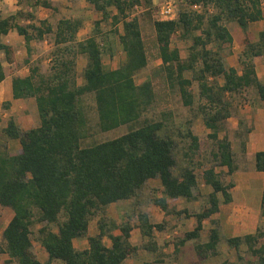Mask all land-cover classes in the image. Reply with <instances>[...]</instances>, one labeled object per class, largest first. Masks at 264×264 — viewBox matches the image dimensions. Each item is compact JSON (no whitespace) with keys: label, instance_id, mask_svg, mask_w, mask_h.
Here are the masks:
<instances>
[{"label":"trees","instance_id":"obj_1","mask_svg":"<svg viewBox=\"0 0 264 264\" xmlns=\"http://www.w3.org/2000/svg\"><path fill=\"white\" fill-rule=\"evenodd\" d=\"M87 1L101 17L84 39L78 38L84 24L82 17H61L56 23L47 18L38 20L37 6L56 10L51 0H36L28 10L9 16L0 12V51L7 63L0 60V82L15 72L17 63L16 48L3 42V36L15 30L24 38L25 63L29 64L33 42L49 35L53 39L48 72L31 65L28 75L12 77L13 97L34 98L40 123L22 129L17 119L10 116L7 125L0 129L7 139H18L21 144L20 151L12 153L7 143L0 141V207H10L14 213L2 232L0 253L8 254V263L17 264H124L144 248L157 256L155 263H165L169 254L164 247L171 243L164 239L160 245L155 232H167V217L183 213L194 216L196 225L178 238L174 252L179 254L188 241L198 240L209 219L213 224L209 239L196 243L195 248L199 256L207 251L215 253L222 235L220 221L213 215L220 211L222 203L233 201L231 190L235 186L233 181L223 180V169L218 167L227 168L229 175L239 170L225 124L234 114L233 95L254 88L264 100V80L259 78L255 64L257 58L264 60V29L256 41L245 38L239 56L241 69L227 65L223 48L234 42L229 22L238 23L248 32L252 23L264 19L262 0H184L187 4L173 19L156 17L153 0ZM196 2L204 5L202 12L189 7ZM208 6L214 11L209 12ZM136 7L142 8L139 14H134ZM104 22L110 24L109 31L102 26ZM178 32L183 39L192 38L186 58L172 45ZM116 35L125 60L118 67L109 68L104 64V55L113 56ZM80 57L86 59L81 71ZM156 59L161 60L160 65L148 79L138 83L136 76ZM187 72H191L190 77ZM194 83L198 85L197 95L192 88ZM176 90L185 106L197 105V115L210 130L208 138L215 148L214 164L202 173L204 185L211 187L208 203L195 213L186 208L171 210L168 199L196 200L201 196L196 173L204 165L197 159L201 136L191 127L186 132L180 130V135L189 140L183 153L187 164L175 175L177 141L169 129L172 112L162 110L158 120L145 116L154 105L169 106ZM89 94L94 95L102 131L124 125L130 129L114 138L83 144L89 121L83 98ZM10 104L3 103L5 108ZM239 124L243 126V121ZM249 132L241 128L235 131L244 153ZM255 168L264 171V150L256 152ZM152 178L161 182V195L152 201L164 211L162 221H153L145 211L138 213L137 225L129 218L118 223L108 217L109 206L137 198L139 190ZM98 216L99 232L90 236V222ZM261 216L264 217V191ZM37 225L40 227L36 232ZM135 227L145 239L142 247L132 242ZM85 236L89 247L78 249L74 240ZM106 237L111 240L110 246ZM36 240L49 254L45 262L35 252ZM227 242L238 251L246 244L257 257L255 264H264L261 226L255 233L228 237Z\"/></svg>","mask_w":264,"mask_h":264},{"label":"rangeland","instance_id":"obj_2","mask_svg":"<svg viewBox=\"0 0 264 264\" xmlns=\"http://www.w3.org/2000/svg\"><path fill=\"white\" fill-rule=\"evenodd\" d=\"M36 0H0V12L4 16H9L16 13L18 10L26 11L30 8V5ZM56 10L53 8H45L43 6H37L35 11L37 12L38 20L47 18L51 22L56 23L61 17H82L84 19V24L81 28L79 39H84L89 36L94 28L95 20L101 17V14L97 12L93 6L87 0H51ZM168 0H153L154 15L156 17L163 18L161 13V7ZM177 10L183 8L187 2L184 0H175ZM264 9V0H262ZM193 9L191 6H189ZM207 10V9H206ZM209 12H213L214 8L208 9ZM142 11L141 7H136L134 14H139ZM106 31L110 30V24L104 22L102 24ZM121 27V26H120ZM228 27L234 37V42L231 45H225L223 48V54L226 57L234 54L238 57V68L241 69L239 63V56L244 48V41L246 37L251 40L256 41L259 38V33L264 29V19L259 22H254L250 25L248 32H244L241 27L236 22H229ZM122 30V27L120 28ZM7 39L11 43L16 44L17 50H22L18 54L19 58L22 59L23 54L27 53L25 50V44L20 42V35L14 31ZM150 33V38L151 37ZM155 36V32H154ZM192 44V38L183 39L180 36V32L172 39V45L180 49L181 54L186 58L189 54V47ZM20 45V47H18ZM34 52L32 57L31 65H39L42 72H48L50 69V56L53 51V39L51 36H47L45 40L34 41ZM152 45V43H151ZM150 45V46H151ZM25 47V48H24ZM114 53L111 56L109 53L104 55V64L106 67L115 68L118 67L125 60V52L119 41L118 36L114 37ZM152 48V47H151ZM149 50V49H148ZM155 53V51H154ZM0 59L5 61V55L3 51H0ZM236 59V58H235ZM86 59L80 57L78 59V69L81 71L84 67ZM161 63L160 59L152 61L148 67L142 70L137 76L136 80L141 83L148 79L151 75V71L156 69ZM7 64V63H6ZM187 76H191V72L186 73ZM194 93H198V85L194 83L192 86ZM254 88H248L240 94L233 95L232 101L234 103V113L239 114V120L243 121L242 130L248 129L246 125V118H242L240 115L241 110L245 108L246 102L254 94H256ZM83 104L88 115V136L83 140V144L88 145L93 142L103 141L110 138L119 136L127 132L130 127L128 125L121 126L111 131H102L98 125V114L96 109L95 98L93 94L86 95L83 98ZM19 108V107H18ZM170 110L173 117L169 120V129L172 135L176 138L177 145L175 148V156L177 159V166L174 168L175 175H179L181 167L187 164V159L184 157V151L186 150L189 140L183 138L180 135V130L186 132V130L191 127L195 133L201 136V154L197 156V159L203 161L204 165L196 169V173L199 178V189L201 190V196L196 200H187L183 197L170 199V209L171 210H183L188 209L191 213L201 211L204 206L208 203V194L211 191V187L204 185L202 180L203 169L214 164L212 151L215 150L213 142L208 138L209 129L203 124L201 116L197 115V105L190 107L183 104L180 93L176 90L173 91L171 97V103L167 107H159L158 104L154 105L146 113L147 118L158 120L161 118L162 110ZM38 111V110H37ZM39 118V115H38ZM38 118L31 123L34 124L38 122ZM245 119V120H244ZM40 121V118H39ZM40 122H38L39 124ZM234 123V122H233ZM23 124V122H22ZM231 122L229 120L226 122V130L230 129ZM29 126V125H28ZM232 131V130H231ZM231 139L234 143V150L237 154V161L239 164V170L233 175H229L227 168L218 167V169H223V180L225 182L233 181L235 182V177L246 176L247 172L255 169V155L249 153V156L241 150L239 138L236 137L235 131L230 132ZM0 141L7 142L8 139L3 135L0 130ZM261 179V178H259ZM251 182L250 184H238V186L232 190L234 198L231 203L221 204L220 211L213 215L220 221V232L222 239L217 246L216 252L207 251L204 256H199L197 254L195 245L196 243H204L209 239L210 229L213 224L209 219L204 222V230L198 240H190L186 243L179 254L174 252V243L178 238L182 237L184 233L191 230L196 225V218L194 216L187 217L186 214H173L169 215L167 218L169 220L167 232H158L156 238L161 240L168 239L170 241V253L166 257L165 263H155L156 255L148 252L144 248L135 254L131 260L130 264H220L222 262H227L228 264H255L257 257L253 256L252 252L248 249L246 244L240 246V250H236L233 246H230L227 242V238L231 236L242 235L248 231L256 232L257 227L261 226L264 229V217L261 216V201L262 196L260 188L263 184L260 180ZM161 195V182L159 178H152L146 182V184L138 192L137 198H132L127 201H122L118 203H113L107 209V215L110 218L115 219L120 223L123 219H131L134 225L138 224V213L140 211L148 212L151 215L153 221H161L162 214L159 206L155 205L152 201L153 198L159 197ZM1 218H0V244L2 240V224L8 219V212L4 208L0 207ZM99 216L95 217L90 222L89 232L94 233L99 231L98 229ZM35 231L37 232L38 227L36 226ZM140 230H134V241H140ZM140 233V234H139ZM37 234V233H36ZM39 241H35L34 249L38 256H40V244ZM105 242L111 244V240L106 237ZM263 241L260 242V244ZM259 244V245H260ZM142 247V245H141ZM196 251V253H195ZM6 254L0 253V264H17L16 262L8 263L5 258Z\"/></svg>","mask_w":264,"mask_h":264},{"label":"crops","instance_id":"obj_3","mask_svg":"<svg viewBox=\"0 0 264 264\" xmlns=\"http://www.w3.org/2000/svg\"><path fill=\"white\" fill-rule=\"evenodd\" d=\"M36 14H37V12H36ZM43 19H46V18H43ZM260 21H262V20H260ZM14 31L15 30H12L9 34L3 36L2 40H3V42H6V43L13 45L17 50L18 48H17L16 44L11 43L9 41V39H7L10 35H13L12 33ZM79 34H80V32H79ZM79 34H78V38H79ZM21 37L22 36L20 35V38ZM20 40H21L20 42L25 44L24 38H21ZM18 47H20V45H18ZM21 51L22 50L16 51L17 63H16L15 72H13V74L7 75V77L2 82H0V129H3L7 125L10 116H14L17 119V121L21 125L22 129H29L31 127L37 126V125H39L38 122H40L39 118H38L36 101L34 98L15 99L13 97L12 77L14 75L26 76L30 73L29 63H25V58L27 57V53L23 54L22 59H20L18 54ZM22 52H24V51H22ZM225 61H226L228 66L238 68V57H236L234 54L227 56ZM31 62H32V60H31ZM3 64L5 65L6 62L3 61ZM85 64H86V62H85ZM85 64H84V66H85ZM255 64H256V70H257V74H258L259 78L264 80V60L262 58H257L255 60ZM5 101H9L11 103L8 108H5L3 105V103ZM238 115L234 113L233 116L228 119L229 122H231L230 129H227L229 135H230V132L237 131L238 129L241 128L240 124H239L240 120H239ZM240 115L242 116V118H244V117L246 118V120L245 119L244 120L246 122L248 129L250 130V132L248 133V138H247V143H246L247 154H248V156H249V153H253L255 155L256 152L264 150V100H262L257 93L254 94L251 98L248 99V101L246 102L245 108L243 110H241ZM37 118H38V122L32 124L31 122L35 121V119H37ZM22 122H23V124H22ZM6 143L8 145L10 152H12V153H18L21 149V144H20V141L18 139H8V141ZM233 147H234V143H233ZM259 178H261V179H259ZM258 179L261 182H263V184L260 188L261 196H263L264 171L263 172L257 171L256 168L250 170V172L248 171L246 176L242 175V177L240 179L236 175L235 182H234L235 186L233 189H235L238 186V184L244 185V184H250L251 182L256 183V180H258ZM233 192H232V194H233ZM233 198H234V195H233ZM170 199L171 198L168 199V203L170 202ZM120 202H122V201H120ZM116 203H118V202H116ZM4 210H6L8 212V219H6V221L1 226L2 232L14 214L13 210L10 207H5ZM161 214L163 216L162 217V220H163V218L165 217V213L163 210L161 211ZM156 222H160V221H156ZM89 228H90V226H89ZM134 230H139V228L135 227L133 229V231H132V242L136 245L141 246V244L143 242H145V239L142 236V234L139 233L140 237H141L140 241H134V235H133ZM98 232L99 231H95L94 233H90L88 235L92 236V235L97 234ZM155 233L157 234L158 231H156ZM247 233H254V232L248 231L244 234H247ZM244 234H242V235H244ZM157 240H158V243L160 245L163 244V242L161 240H159L158 238H157ZM38 243L41 246L40 256H38V257L41 261L45 262L49 259V254L46 251V249L42 246V244L40 242H38ZM74 244L78 249H85V248L89 247V242H88L87 236L76 238L74 240ZM106 244L108 246L111 245L109 243H106ZM169 247H170V244H169V246L164 247V252H166L167 254L170 253ZM141 250L142 249H139L138 252H140ZM181 250H182V247H181ZM195 253H196V251H195ZM5 254L6 253H4V255ZM132 257L127 258L125 260L124 264H130V260ZM5 258L6 259L9 258L8 254H6Z\"/></svg>","mask_w":264,"mask_h":264},{"label":"built area","instance_id":"obj_4","mask_svg":"<svg viewBox=\"0 0 264 264\" xmlns=\"http://www.w3.org/2000/svg\"><path fill=\"white\" fill-rule=\"evenodd\" d=\"M191 7L198 12H202L204 9V5L201 2H196ZM210 8L211 6H208V9ZM161 13L165 19L177 18L179 11L177 10L175 0L166 1L161 7Z\"/></svg>","mask_w":264,"mask_h":264}]
</instances>
